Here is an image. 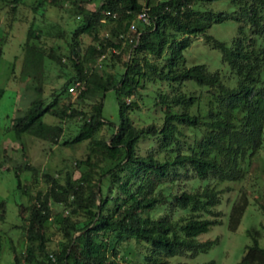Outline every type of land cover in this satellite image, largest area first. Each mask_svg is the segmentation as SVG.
Here are the masks:
<instances>
[{"label":"trees","instance_id":"1","mask_svg":"<svg viewBox=\"0 0 264 264\" xmlns=\"http://www.w3.org/2000/svg\"><path fill=\"white\" fill-rule=\"evenodd\" d=\"M21 1L9 0L12 13ZM209 1L35 0L31 5L41 17L46 7H53L78 18L69 28L46 18L36 25L33 20L28 23L20 42L19 75L33 97L12 116L10 128L17 137L29 133L55 143L61 125L47 123L43 114L59 121L78 117L72 140L87 142L85 157L75 161L77 176L69 171L63 176L44 172L45 190H38L27 207L17 205L18 212L28 210L22 264H187L169 263L167 257L193 256L216 241L196 240L217 222L219 211L214 206L224 188H217L215 182L242 178L263 138L264 0H228L236 8L231 14L199 7ZM142 8L148 24L136 19ZM229 15L247 23L249 33H242L239 25L229 44L206 33L211 23ZM131 21L134 29H129ZM198 34L220 50L234 76L233 85L202 63L184 64L182 51L191 35ZM125 36L130 37L127 44ZM46 60L61 69L68 66L71 73L45 97ZM77 79L82 84L73 100L58 104V96L68 93V85ZM139 88L151 95L160 122L153 113L140 119L130 115L139 112L138 100L144 95ZM108 89L118 96L119 119L111 124L108 136L95 138L104 124L102 98ZM3 93L0 86V97ZM180 170L191 175L180 182ZM199 180L200 188L195 186ZM51 203L61 205L68 214L58 220L61 247L50 252L44 229ZM246 203L241 191L229 208V229H235ZM258 204L264 211V203ZM159 207L165 211L155 216ZM174 207L200 209L211 217L193 212L173 217ZM3 217L1 200L0 220ZM247 231L251 242L240 263L264 264L259 230ZM130 239L142 246L139 260L128 257L130 249L119 255L118 244ZM13 259L20 264L15 253ZM202 264H213V260Z\"/></svg>","mask_w":264,"mask_h":264},{"label":"rangeland","instance_id":"2","mask_svg":"<svg viewBox=\"0 0 264 264\" xmlns=\"http://www.w3.org/2000/svg\"><path fill=\"white\" fill-rule=\"evenodd\" d=\"M142 3L145 0H140ZM35 0H22L17 4L14 13L10 11V2L0 0V86L4 93L0 97V201L4 202V217L0 220V264H15L13 254L18 255L19 263L22 264V254L25 246V226L28 210L22 209L18 212V204L27 207L37 191H44L46 188L44 172L53 175L63 176L69 171L72 177L79 174L75 161L84 158L86 155L85 144L87 140L74 141L72 137L78 127L79 118L59 119L49 113H45L42 119L47 123H60L62 131L53 143L41 139L29 133H22L19 137L10 128L12 116L23 109L33 97V91L25 85L19 75L21 64L20 42L24 38L25 29L30 21L35 25L40 23L41 18L57 21L64 27H72L77 16L69 15L65 11L53 7H46L43 10L44 17L33 13L31 5ZM93 3L89 4L92 6ZM200 8H208L214 11L224 10L231 14L236 8L228 0H211L206 4L199 5ZM136 25V22H135ZM241 25V32L249 33V25L228 16L221 21L213 22L207 28L206 33L218 40L229 44L232 37L236 35L238 26ZM131 34V33H130ZM131 36V35H129ZM123 42L127 44L130 37L125 36ZM51 41L49 40L48 43ZM183 61L185 65L202 63L209 70H218L221 80L228 85H233L234 76L228 70L227 65L221 59L220 50L211 46L205 41L202 34L191 35L190 44L183 49ZM14 55L16 59L13 60ZM125 57V52L121 58ZM71 69L67 66L60 68L51 60L45 61L43 69V96H47L53 87L57 88L64 80ZM149 88L150 85L148 84ZM68 91V90H67ZM141 94L145 90L139 88ZM76 93L60 94L57 98L58 104L65 103L68 99L73 100ZM139 112H130L134 118H144L148 113H153L158 122L160 115L157 108H152L151 95L144 94L138 100ZM104 124L94 133V137H106L112 130V125L118 122V96L114 89H108L103 93L102 110ZM67 140V141H64ZM146 140L140 142L141 151L145 150ZM94 160L95 157H92ZM247 163V162H246ZM185 172V173H184ZM190 171H183L177 174V180L190 176ZM181 182V181H180ZM202 180L195 183L200 188ZM220 189L219 201L214 209L219 211L216 215L217 222L209 225L208 229L196 236L197 241L217 238L206 250L198 251L195 255H171L168 256L169 263L202 264L205 261L213 260V264H242L240 259L246 247L251 242L248 229L255 227L259 230L258 243L264 247V211L259 207L258 202L264 203V125L261 146L250 157L245 175L236 180H221L215 182ZM186 188V183H184ZM244 191L247 203L241 214L235 229L228 228V212L231 203ZM168 205V204H167ZM50 218L45 222L44 235L46 247L51 252L61 247V231L59 219L68 214L67 210L59 204H50ZM165 208L159 207L154 215L164 213ZM190 212L201 216L211 217L200 209L194 211L183 210L174 207L171 215L173 217H186ZM81 219L80 216H73ZM134 246V247H133ZM119 255L125 250H132L128 257L132 260L142 258L140 251L142 246H137L131 239L118 244ZM50 260L53 255L49 254ZM48 261V260H47ZM46 264H50L47 262Z\"/></svg>","mask_w":264,"mask_h":264},{"label":"built area","instance_id":"3","mask_svg":"<svg viewBox=\"0 0 264 264\" xmlns=\"http://www.w3.org/2000/svg\"><path fill=\"white\" fill-rule=\"evenodd\" d=\"M107 13V12H106ZM136 19L142 21L145 24L149 23V17L147 15V12L145 10V8H142L141 11H139L136 15ZM129 29H134V21H131L129 24ZM82 84V82L80 80H75L73 82H71L68 87L67 90L69 92H73V93H77L79 90V86Z\"/></svg>","mask_w":264,"mask_h":264}]
</instances>
